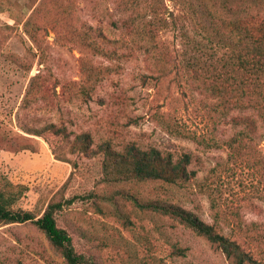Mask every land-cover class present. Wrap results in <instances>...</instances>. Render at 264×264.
Masks as SVG:
<instances>
[{"label": "rangeland", "instance_id": "374dc122", "mask_svg": "<svg viewBox=\"0 0 264 264\" xmlns=\"http://www.w3.org/2000/svg\"><path fill=\"white\" fill-rule=\"evenodd\" d=\"M184 3L0 0V188L16 196L13 209L35 217L55 195L74 197L57 212V224L71 235L77 253L92 255L98 264L230 263L171 217L125 202V223L107 201L90 198L96 191L166 201L244 243L264 237V137L249 145V156H233L223 145L233 135L229 119L216 122L219 101L196 90L181 68L190 49L185 39L176 27L160 24L170 14L188 13ZM29 19L35 38L25 31ZM131 28L150 30L155 39L133 43ZM84 34L93 47L85 45ZM143 46L152 47L155 59L136 50ZM140 74L155 77L143 84ZM49 125L64 131L55 134ZM82 133L91 135L94 148L110 141L116 149L135 143L187 153L195 176L180 186L108 187L101 181L103 155L75 147ZM212 140L219 148L205 146ZM0 264L65 263L26 223L0 226Z\"/></svg>", "mask_w": 264, "mask_h": 264}, {"label": "trees", "instance_id": "16d2710c", "mask_svg": "<svg viewBox=\"0 0 264 264\" xmlns=\"http://www.w3.org/2000/svg\"><path fill=\"white\" fill-rule=\"evenodd\" d=\"M183 2L188 13H181L179 18L170 14L171 20L168 22L164 18L160 24L173 29L176 27L180 38L185 39L184 45L190 49L182 55L184 65L181 68L186 70L189 81L196 84V90L219 101L220 107L214 109L216 122L229 119L233 135L223 145L232 150L233 156H249V145L258 143L264 137V0H181ZM185 20L192 26L191 30L186 29ZM31 29L33 24L29 19L25 23V31L33 38L36 32ZM130 30L133 43L155 39L150 30ZM83 37L86 46H94L87 34ZM135 37L137 40L134 41ZM136 50L154 58L152 47H137ZM147 77L155 76L138 75L143 84H146ZM46 129L55 134L64 131L61 128L54 130L53 125ZM75 143L76 149L85 155H103L101 181L108 187L152 182L180 186L195 176V171L190 168L191 156L187 153L176 156L169 151L141 147L135 143L116 149L110 141L94 148L89 133L79 135ZM205 146L219 148L216 140L206 142ZM90 196L107 201L113 207V213L127 224L130 223L128 215L122 210L125 202L140 212H154L176 219L216 246L230 264H264V254L261 257L257 255L259 246H264V237L257 236L250 242H241L166 201L143 200L120 191L107 195L96 191ZM15 200L16 196L0 188V226L31 224L44 235L65 264H98L92 255L86 257L77 253L71 235L57 224V212L71 205L74 197L64 199L62 194L55 195L40 217L29 211L13 209ZM231 228L237 233L242 232L241 226L236 224H232ZM253 228L256 230L254 225Z\"/></svg>", "mask_w": 264, "mask_h": 264}]
</instances>
